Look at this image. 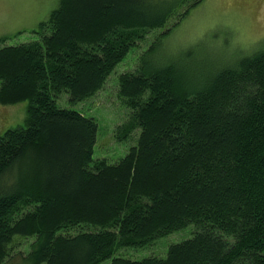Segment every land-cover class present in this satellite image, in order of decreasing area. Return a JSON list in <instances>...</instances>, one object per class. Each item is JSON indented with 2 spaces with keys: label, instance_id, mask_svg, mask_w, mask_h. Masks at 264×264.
<instances>
[{
  "label": "trees",
  "instance_id": "trees-1",
  "mask_svg": "<svg viewBox=\"0 0 264 264\" xmlns=\"http://www.w3.org/2000/svg\"><path fill=\"white\" fill-rule=\"evenodd\" d=\"M204 1L60 0L36 40L0 38V105L26 106L0 130V264L17 235L38 237L31 264H264V47L204 79L150 48L120 76L118 140L139 137L116 164L93 158L96 121L57 102L95 96ZM83 225L97 229L66 234ZM189 226L165 258L116 254Z\"/></svg>",
  "mask_w": 264,
  "mask_h": 264
},
{
  "label": "rangeland",
  "instance_id": "rangeland-1",
  "mask_svg": "<svg viewBox=\"0 0 264 264\" xmlns=\"http://www.w3.org/2000/svg\"><path fill=\"white\" fill-rule=\"evenodd\" d=\"M59 2L0 0V38H8V45L36 40L37 35L32 31L49 18ZM174 21L172 19L168 26H172ZM161 32L154 31L145 42L134 47L95 96L75 105L69 104L66 94L58 99L59 106L71 108L96 121L98 132L94 160L106 159L110 164H116L137 145L139 131L125 141H119L116 133L117 127L126 121L129 114V109L119 97L120 76L123 73L134 71L150 48L153 50L147 54V60L156 64H177L186 73L190 74L191 71L201 79L206 78L214 66L221 70L240 58L252 55L264 47V0H205L174 28L169 37L160 38ZM25 118L24 103L0 105V130H5L6 126L17 127L24 123ZM86 229L97 228L83 225L66 234L74 235ZM192 230L193 227L189 226L146 248L121 249L116 254L132 260L165 258L168 248L190 238ZM37 238L15 236L8 246L4 264H31L29 255L36 246ZM111 262L109 260L103 264Z\"/></svg>",
  "mask_w": 264,
  "mask_h": 264
}]
</instances>
